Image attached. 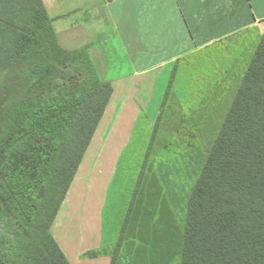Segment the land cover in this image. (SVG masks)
I'll return each instance as SVG.
<instances>
[{
  "label": "trees",
  "instance_id": "obj_1",
  "mask_svg": "<svg viewBox=\"0 0 264 264\" xmlns=\"http://www.w3.org/2000/svg\"><path fill=\"white\" fill-rule=\"evenodd\" d=\"M237 80L198 160L175 264H264V34ZM111 95L87 46H60L41 0H0V264H70L51 227ZM141 175L114 253L87 257L121 258Z\"/></svg>",
  "mask_w": 264,
  "mask_h": 264
},
{
  "label": "crops",
  "instance_id": "obj_2",
  "mask_svg": "<svg viewBox=\"0 0 264 264\" xmlns=\"http://www.w3.org/2000/svg\"><path fill=\"white\" fill-rule=\"evenodd\" d=\"M41 1L60 46L67 51L88 47L100 76L112 86L107 107H119L115 124L95 146L104 112L51 234L70 264H110V256L85 253L105 248L121 231L120 213L104 227L105 195L150 91L160 85V74L180 59L238 36L255 45L264 34V0ZM112 45L122 53L124 74L107 79L104 72L113 73L118 66L115 60L107 66L111 58L104 53ZM91 151L93 158L87 161Z\"/></svg>",
  "mask_w": 264,
  "mask_h": 264
},
{
  "label": "rangeland",
  "instance_id": "obj_3",
  "mask_svg": "<svg viewBox=\"0 0 264 264\" xmlns=\"http://www.w3.org/2000/svg\"><path fill=\"white\" fill-rule=\"evenodd\" d=\"M256 43L248 44L243 36H238L180 59L160 74V85L150 91L143 103L131 140L112 170L105 195L108 198L104 227L120 213L121 230L141 172L132 213L117 252L121 258L116 264H122L128 256L135 264L176 263L181 246V218L198 160L217 135L237 78ZM113 46L105 51V59L111 58L107 66L114 60L118 66L113 73L104 72L103 78L107 79L124 74V58ZM172 73V85L166 95ZM118 108L115 104L106 107L95 146L101 133L115 124ZM149 144V156L142 168ZM92 152H88L87 161L93 158ZM119 235L120 231L114 242L104 246L111 254Z\"/></svg>",
  "mask_w": 264,
  "mask_h": 264
}]
</instances>
